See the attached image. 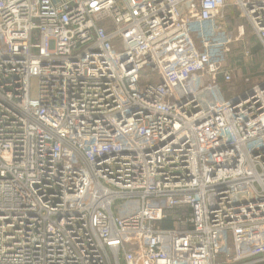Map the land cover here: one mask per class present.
I'll return each mask as SVG.
<instances>
[{"label": "built area", "instance_id": "obj_1", "mask_svg": "<svg viewBox=\"0 0 264 264\" xmlns=\"http://www.w3.org/2000/svg\"><path fill=\"white\" fill-rule=\"evenodd\" d=\"M230 8L264 46V0H0V264L264 262Z\"/></svg>", "mask_w": 264, "mask_h": 264}, {"label": "trees", "instance_id": "obj_2", "mask_svg": "<svg viewBox=\"0 0 264 264\" xmlns=\"http://www.w3.org/2000/svg\"><path fill=\"white\" fill-rule=\"evenodd\" d=\"M228 19L232 25V27H236L239 26L241 19L238 17V14L236 12V10L234 8H230L228 10ZM247 31V29H246ZM254 32L252 30L247 31L246 33V37H247V43H246V37H245V43H242L241 46H243V44H245L244 46L246 47V49L248 50V54L250 56V58L252 59L253 65H254V69L251 68H247V67H242L243 62L241 57H237L235 59H233V54L231 55V59L229 61V66L232 64L233 66H237L238 68H240V72H239V81L237 82V85L232 87V83L230 84H226L224 83V81L222 79H220V84H221V88L223 92H237L240 90H243V92H246L247 90L260 85L261 83L264 82V71H261V65L264 63V47L261 44V42L259 41V39L257 38L256 35L253 34ZM241 43H239L240 45ZM236 45H234L232 47L233 52L235 50ZM235 47V48H234ZM230 68V67H229ZM254 72H256V75L259 76V78L262 80H258V81H248V80H244V76H247L248 74H253ZM243 75V76H242ZM235 83V82H234ZM177 213L176 212H171L169 213V217L174 218V216H176ZM165 226L167 225L168 227H172V221H169V223L166 222V224H164Z\"/></svg>", "mask_w": 264, "mask_h": 264}, {"label": "rangeland", "instance_id": "obj_3", "mask_svg": "<svg viewBox=\"0 0 264 264\" xmlns=\"http://www.w3.org/2000/svg\"><path fill=\"white\" fill-rule=\"evenodd\" d=\"M238 14V13H237ZM239 16V15H238ZM239 26H243L244 27V30H245V35L243 36V38H241L240 40L244 39L243 41H240V42H237L235 45V50L233 52V49H232V53L230 54V57H229V61L231 59V55L233 54V59L237 58V57H241L242 59V62H243V65L242 67H247L249 69L253 68L254 69V65H253V62H252V59L250 58L249 54L247 53L248 50L246 49V47L244 46L245 44L242 45V43H245V37H246V33L247 31H250L252 30V28L248 25V23L244 20H241ZM247 29V31H246ZM254 34V33H253ZM255 35V34H254ZM247 37H246V43H247ZM239 43H241L239 45ZM264 47V46H263ZM229 61H228V65H229ZM230 69H231V72H232V87L236 86L237 85V82L239 81V72H240V68H238L237 66H233L232 64L229 66ZM261 71L263 72L264 71V63L261 65ZM243 76V75H242ZM244 80H248L251 82L252 81H260L261 79L259 78L258 75H256V72H254L252 75L251 74H248L247 76H244ZM262 81V80H261ZM235 82V83H234ZM32 92H33V95L36 94L37 92V82H33V86H32ZM225 97L227 99H231L233 98L234 96H240L242 93H243V90H240V91H237V92H231V91H228V92H223ZM264 264V262L262 263Z\"/></svg>", "mask_w": 264, "mask_h": 264}]
</instances>
